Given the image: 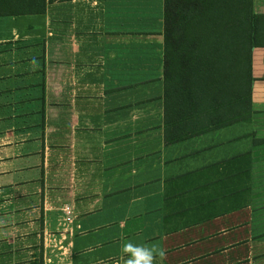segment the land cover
<instances>
[{
    "label": "crops",
    "instance_id": "crops-1",
    "mask_svg": "<svg viewBox=\"0 0 264 264\" xmlns=\"http://www.w3.org/2000/svg\"><path fill=\"white\" fill-rule=\"evenodd\" d=\"M162 48V0L0 14V264H71L70 236L89 220L115 226L111 264H125L128 240L179 251L159 264H264V44L248 118L173 142Z\"/></svg>",
    "mask_w": 264,
    "mask_h": 264
},
{
    "label": "trees",
    "instance_id": "trees-1",
    "mask_svg": "<svg viewBox=\"0 0 264 264\" xmlns=\"http://www.w3.org/2000/svg\"><path fill=\"white\" fill-rule=\"evenodd\" d=\"M0 4V14L44 8V0ZM162 35L166 142L248 118L251 51L264 44V13L251 0H162Z\"/></svg>",
    "mask_w": 264,
    "mask_h": 264
},
{
    "label": "rangeland",
    "instance_id": "rangeland-1",
    "mask_svg": "<svg viewBox=\"0 0 264 264\" xmlns=\"http://www.w3.org/2000/svg\"><path fill=\"white\" fill-rule=\"evenodd\" d=\"M251 125L248 122H240V125ZM62 211L58 216L57 221L60 220ZM263 216L264 219V207H259L255 210L254 218L256 221H259V216ZM86 219H91L86 218ZM97 221H90L89 226L85 227L81 224L79 227V232L75 229L73 235L70 236V240L72 245L71 249V264H111L115 257L116 247L118 242L115 240L108 239L111 234H113L115 230V226H100V227H90V225L94 224ZM61 228V225H60ZM91 228V229H89ZM61 231V230H60ZM141 242L142 240H138ZM147 244L149 246H159V241L154 240L150 242H141ZM230 254V253H226ZM179 251L175 252L172 250L166 251V256L164 261L169 262L172 258L179 257ZM213 258L207 257L201 260L198 263L192 264H216L217 258L212 260ZM229 259V258H228ZM160 258L157 257L156 264L160 263ZM243 262V261H242Z\"/></svg>",
    "mask_w": 264,
    "mask_h": 264
},
{
    "label": "clouds",
    "instance_id": "clouds-1",
    "mask_svg": "<svg viewBox=\"0 0 264 264\" xmlns=\"http://www.w3.org/2000/svg\"><path fill=\"white\" fill-rule=\"evenodd\" d=\"M121 253L127 257L125 264H156L157 257L163 259L165 256V252L156 246L135 243L132 240L122 245Z\"/></svg>",
    "mask_w": 264,
    "mask_h": 264
},
{
    "label": "built area",
    "instance_id": "built-area-1",
    "mask_svg": "<svg viewBox=\"0 0 264 264\" xmlns=\"http://www.w3.org/2000/svg\"><path fill=\"white\" fill-rule=\"evenodd\" d=\"M60 208H61L62 214H61L60 220L58 221V224L61 225L62 232L64 231V232L70 233L71 232V227H70L71 216H70L69 206L64 204ZM44 261L49 262L50 261L49 257H46Z\"/></svg>",
    "mask_w": 264,
    "mask_h": 264
}]
</instances>
